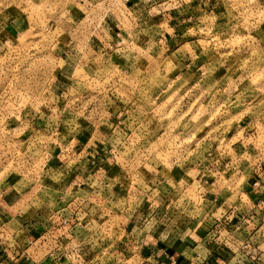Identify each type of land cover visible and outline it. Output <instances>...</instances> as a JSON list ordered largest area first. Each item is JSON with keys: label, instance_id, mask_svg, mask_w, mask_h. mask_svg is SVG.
<instances>
[{"label": "rangeland", "instance_id": "1", "mask_svg": "<svg viewBox=\"0 0 264 264\" xmlns=\"http://www.w3.org/2000/svg\"><path fill=\"white\" fill-rule=\"evenodd\" d=\"M0 196L30 202L26 256L78 264L115 258L132 220L141 243L230 224L211 196L264 208V0H0ZM252 235L235 253L260 256Z\"/></svg>", "mask_w": 264, "mask_h": 264}, {"label": "crops", "instance_id": "2", "mask_svg": "<svg viewBox=\"0 0 264 264\" xmlns=\"http://www.w3.org/2000/svg\"><path fill=\"white\" fill-rule=\"evenodd\" d=\"M74 197L75 201L79 202L80 200V202L85 204L84 206L95 202L105 204V202H111V198H119V196H55L54 202L52 203H56L53 205V211L57 210V213L63 214L64 210L66 213V206L70 209L72 205L71 201ZM120 197L122 199L125 198L122 196ZM211 197L213 198L212 202L216 201L217 203H222L221 207L224 205V201H231L230 204L225 203L227 204L225 207L229 212L228 216H231L232 219L227 228L222 221V224L215 226L216 230H211L209 232L211 228L209 227L207 229V225L205 228V226L202 225L203 221L199 222L198 218H192L188 220L187 223L181 224L182 228H179V226L174 227V234H177L174 238L170 234L169 228H166L163 230L164 236L155 238V236L150 233L146 235L148 241L141 243V237L144 234H142L141 237L137 233L135 234L136 224L133 223L134 220H132L128 226L131 228L130 232L127 234V237L130 239L125 240V242L131 243V245L126 250L125 247H122L129 255L128 257H124L127 258L128 261L122 262V264H156L158 260L159 264H172L169 259L166 258L167 256L158 257V255L165 250L168 252V255L170 254L173 257H178V264H207L210 259H206L209 257L216 258L213 264H255V262L247 258L248 256L246 254L243 252L235 253L236 249H234V247L239 249L237 246H240L244 241L237 240V235L245 237L250 234H253V239H257L252 243L255 249L259 250L260 262H258V264H264V208H248L249 205L256 202L255 200H257L259 196ZM262 198L264 199V196H262ZM27 202L28 198L26 196H0V236L4 237L5 245H14L13 248H11V253L9 247L7 249V247H4L2 243H0V264H78V262L73 263L62 259L61 247H58V251H55V253H57L56 255L45 257V253L41 254V252L38 251L43 250L42 247H44L45 244L40 246L41 249H37L36 256H26V251H31V249L26 250V247H28L27 240H12V235L16 233L15 230L11 229L13 223L19 228V235L23 237L28 235V221L25 219L26 216H23V213L27 209L26 207L30 204V202ZM19 206L21 209H18ZM43 209H47L46 206H42L41 208L38 207L34 210L37 219L44 215ZM118 211L122 212L123 210ZM122 215L123 214H121V216ZM198 216L199 215L196 217ZM128 227L124 226V228ZM39 229L42 231V227L39 226ZM57 232L59 236L60 230H57ZM225 232L228 234L223 236ZM217 233L223 236V240L226 238L228 241H221V236ZM42 238L41 236L38 239L40 240ZM7 239L10 240L9 243H6ZM15 249L17 250L15 251ZM119 258L120 257L117 255L115 258L108 261L102 259L100 264H120L118 262ZM239 258L243 260H237Z\"/></svg>", "mask_w": 264, "mask_h": 264}, {"label": "built area", "instance_id": "3", "mask_svg": "<svg viewBox=\"0 0 264 264\" xmlns=\"http://www.w3.org/2000/svg\"><path fill=\"white\" fill-rule=\"evenodd\" d=\"M257 185H259V182H255V186H257ZM222 218H223V217H222ZM227 219H228V218L226 217V218L223 220L224 225L226 226V228H227L228 225H229V224L227 223ZM218 221H219L218 224H222V223H221V222H222L221 219H218ZM230 221H232V220H230ZM63 223H64L65 225H70V224L68 223V220H67L66 218L63 219ZM215 223H216V221H215ZM218 224H217V225H218ZM217 225H216V226H217ZM75 227H77V226H75ZM69 228H70V227H69ZM71 229H73V230H70V233H76L77 230H74V228H71ZM212 230H216V228L213 227ZM253 241H254L253 238H250V240L248 241V243L245 244V248H249V249L254 248V249H255L254 244L252 243ZM62 245H63V244H62ZM130 245H131V243H128V242H125V243L120 242V243L117 245L116 248H118V251H119L118 256L120 257V258L118 259V260H119L118 262H119L120 264H122V262H126V261H128V259H127V258H124V257H128V256H129L128 253H127L125 250H126ZM66 246H68V244H67ZM122 247H125V250H124ZM245 253H246L247 256L251 255V254H250V251H246ZM161 256H167L166 258H168L169 261H170L172 264H176V263H177L175 257L171 256L170 254L168 255V252H166V250L158 255V257H161ZM259 258H260V256H259L258 258L251 257V260H252L253 262H255V264H258V262H260V261H259ZM157 259H158V258H157ZM87 260H88V261L84 262L83 264H100V262H102V259H99V258H91V259L89 258V259H87ZM81 264H82V263H81ZM156 264H159V260L156 261Z\"/></svg>", "mask_w": 264, "mask_h": 264}]
</instances>
